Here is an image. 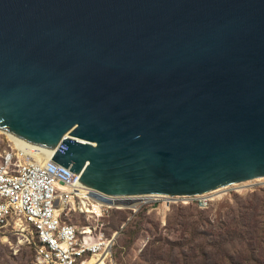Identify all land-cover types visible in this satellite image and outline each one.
<instances>
[{
  "label": "water",
  "instance_id": "95a60500",
  "mask_svg": "<svg viewBox=\"0 0 264 264\" xmlns=\"http://www.w3.org/2000/svg\"><path fill=\"white\" fill-rule=\"evenodd\" d=\"M0 133L111 197L263 179L264 0H0Z\"/></svg>",
  "mask_w": 264,
  "mask_h": 264
},
{
  "label": "built area",
  "instance_id": "2783aa9c",
  "mask_svg": "<svg viewBox=\"0 0 264 264\" xmlns=\"http://www.w3.org/2000/svg\"><path fill=\"white\" fill-rule=\"evenodd\" d=\"M48 152L10 141L0 163V236L34 242L36 264H90L99 256L106 264H114L117 235L108 236L105 223L111 213L130 210L137 214L164 196L115 197L114 201L85 187L81 175L54 163L55 151L53 157ZM166 198L197 200L203 210L212 203L206 196ZM94 206L100 208L101 216ZM75 215L83 219L82 227L73 222Z\"/></svg>",
  "mask_w": 264,
  "mask_h": 264
},
{
  "label": "rangeland",
  "instance_id": "374dc122",
  "mask_svg": "<svg viewBox=\"0 0 264 264\" xmlns=\"http://www.w3.org/2000/svg\"><path fill=\"white\" fill-rule=\"evenodd\" d=\"M10 141L0 133V163L9 150ZM217 191L220 192L212 195ZM215 192L206 195L212 200L211 207L206 210L197 200L162 197L161 202L149 205L137 214L130 210L113 211L105 223L108 234L117 235L112 252L114 264H174L180 253L174 251L171 254L172 248L178 244L196 247L205 233L219 237L223 224L234 217L237 218L234 237L226 244L225 252H220L218 264H243V258L264 261V178ZM250 207V211L246 210ZM95 213L99 214V211ZM241 213L248 215L241 219ZM72 220L81 227L84 225L78 215ZM171 243L176 245L171 246ZM104 261L103 258L101 264ZM0 264L36 262L33 250L28 245H21L20 237L12 235L0 236ZM195 264H212V261L201 257Z\"/></svg>",
  "mask_w": 264,
  "mask_h": 264
},
{
  "label": "trees",
  "instance_id": "16d2710c",
  "mask_svg": "<svg viewBox=\"0 0 264 264\" xmlns=\"http://www.w3.org/2000/svg\"><path fill=\"white\" fill-rule=\"evenodd\" d=\"M251 209L252 207L246 210L250 211ZM247 215H248L247 213H241V219H245ZM260 221L261 219H259V222ZM236 222H237V218L234 217L232 218V220H229L228 222L224 223L223 227L221 228L222 233L219 237H213L205 233V236L201 240V243L196 247L189 248L188 246L183 247L182 245L178 244L175 249L172 248V250H170L171 254H173L174 251L180 253L179 255L180 258L179 259L177 258L174 264H195V260L201 257L211 259L212 264H218L217 260L220 252L222 253L225 252L224 249L226 248V244L230 243V241L234 237L233 230H234V224ZM254 230H256V228H254ZM107 235L112 236L109 235L108 232ZM176 243H171V246L176 245ZM260 243H261V239H260ZM29 247L33 250L34 253L35 249L31 246ZM252 252L254 254L255 251ZM241 261L243 262V264H251L254 262H256V264H264V261H261V259H257V261H255V260H249L247 258H243L241 259ZM102 264H106V261H104Z\"/></svg>",
  "mask_w": 264,
  "mask_h": 264
},
{
  "label": "bare ground",
  "instance_id": "6f19581e",
  "mask_svg": "<svg viewBox=\"0 0 264 264\" xmlns=\"http://www.w3.org/2000/svg\"><path fill=\"white\" fill-rule=\"evenodd\" d=\"M8 137V136H7ZM9 138V137H8ZM9 139H14V138H9ZM19 140V139H18ZM31 145V144H30ZM32 146H34V145H32ZM36 147H38V148H40V149H43V150H45L46 152H48V153H46L48 156H51V157H53L54 156V153H53V151L54 150H52V149H48V148H45V147H40V146H36ZM257 182H260V181H257ZM248 183H251V182H248ZM244 184H247V183H244ZM246 186V185H245ZM245 190V189H244ZM240 191V190H239ZM220 191H217V192H215V193H213L212 195H214V194H218ZM113 198V200L114 201H116L117 200V198H115V197H112ZM81 202H82V200H81ZM94 211H99V216H101V210H100V208L98 207V206H94ZM20 244L21 245H28V246H31V247H33L34 249H35V247L33 246V244L31 243V242H28V240L25 238V237H21L20 236ZM99 259L98 260H94V261H92L90 264H101V261H102V259H103V257L101 258L100 256L98 257ZM111 263H112V261H111Z\"/></svg>",
  "mask_w": 264,
  "mask_h": 264
},
{
  "label": "clouds",
  "instance_id": "9594fccd",
  "mask_svg": "<svg viewBox=\"0 0 264 264\" xmlns=\"http://www.w3.org/2000/svg\"><path fill=\"white\" fill-rule=\"evenodd\" d=\"M164 197H166V196H164Z\"/></svg>",
  "mask_w": 264,
  "mask_h": 264
}]
</instances>
